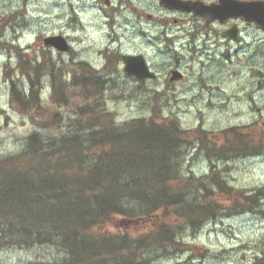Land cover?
<instances>
[{"label":"rangeland","instance_id":"obj_1","mask_svg":"<svg viewBox=\"0 0 264 264\" xmlns=\"http://www.w3.org/2000/svg\"><path fill=\"white\" fill-rule=\"evenodd\" d=\"M146 24L144 19L125 11L108 16L103 0H0V159L22 151L27 136L36 130L50 128L47 134H57L54 126L67 130L80 121L91 122L92 116L83 112L87 105L97 118L95 126L124 125L141 117L165 121L177 113L181 126L197 128V133L190 130L193 136L206 131L208 145L217 151L227 143L229 133L225 138L223 132L233 127L232 132L239 129L241 133L240 128H244L245 133L255 137L254 147L263 149L252 148L247 155L232 151L224 159H215L222 170L221 177L228 181L229 188L232 186L226 194L215 192L213 201L222 208L218 216L207 220L198 231L192 227L183 229L178 250L157 258L164 264H254L256 257H264V198L259 200L260 207L253 204L252 210L244 211L243 205L244 195L264 189V39L261 45L238 57L233 53V44V61H217L227 49L214 38H209L207 46L197 39L194 51L177 46L185 57L182 68L190 78L184 83L193 85L192 90L198 93L176 87L168 93L178 95H162L147 90L155 83L145 85L127 78L120 60L107 61L104 55L116 50V37H129L134 42L136 35H141L134 31L147 29L150 35L156 30L152 27L151 31ZM55 35L65 36L71 49L61 52L47 47L44 40ZM184 35L177 42L195 37L193 32L178 34ZM203 56L207 57L204 65L198 59ZM39 64L43 66L35 72ZM102 69H106L104 74L111 81L108 86L107 81H97L102 90L98 94L72 81L75 75H87L89 71L98 74ZM30 77L35 88L41 89L40 98L28 100L25 96L23 100L28 102H20L12 92V84L25 91L30 87ZM54 77L61 82L64 93L57 102L51 89ZM159 88L168 89L166 82ZM201 91H205L204 96H200ZM210 161L204 149L194 161L185 160L183 167L187 173L203 177L209 173ZM119 220L116 217L107 228L117 231ZM55 255L56 251L47 246L9 248L0 251V264H46Z\"/></svg>","mask_w":264,"mask_h":264},{"label":"trees","instance_id":"obj_2","mask_svg":"<svg viewBox=\"0 0 264 264\" xmlns=\"http://www.w3.org/2000/svg\"><path fill=\"white\" fill-rule=\"evenodd\" d=\"M76 77L74 82H81ZM30 79L25 91L12 84L20 102H28L25 96L38 100L39 88ZM57 81L54 77L52 88L59 98L64 93ZM86 127L57 136L33 133L22 151L0 159V250L48 246L57 253L51 264H147L138 257L168 252L181 243L183 229L198 231L218 216L215 192L228 193L232 186L216 160L232 151L247 155L260 149L245 132H234L221 151L208 145L206 134L196 144L177 119L167 124L140 118L84 132ZM199 145L198 154L206 149L213 160L203 177L183 167L185 160L196 159L189 154ZM251 192L244 195V211L260 207L264 198V189ZM113 216L151 226L111 235L102 228ZM255 264H264V257Z\"/></svg>","mask_w":264,"mask_h":264},{"label":"flooded vegetation","instance_id":"obj_3","mask_svg":"<svg viewBox=\"0 0 264 264\" xmlns=\"http://www.w3.org/2000/svg\"><path fill=\"white\" fill-rule=\"evenodd\" d=\"M150 1L147 4L145 0H103L104 6L107 7L108 16H119L125 11L126 13H131L139 20L144 19L147 23L146 27L151 31L152 27L156 28L154 32H150V35L147 34L149 33L147 29L134 31V34H141L136 35L137 41L134 42H131L129 37H126V40L116 37V50L113 53V57L119 59L120 62L124 54H142L145 57L150 68L158 76L153 80L142 79L139 81L145 85L150 82L155 83L151 88H147L149 91H159L162 81L167 82L166 86L168 89L166 90L175 89L181 83L171 79L173 72L176 70L182 71L184 75H187L182 68L183 53L178 50L177 46L186 50H193V47L195 48L198 44L197 39L201 38L204 45L207 46L209 38H214L218 45L225 46L227 49L222 52V56L230 55V58V48L233 44L236 45L233 53L238 57L240 53L243 52L246 55V52L263 43L264 31L254 23L245 21L241 17L226 21L216 19L207 26V20L204 16L210 13L211 8L214 15H220L221 10L218 6L223 2L232 0H183V2L187 3V7L195 8L190 12L171 7L169 4L164 3L163 0ZM203 7H209V9L203 10L201 9ZM108 24L112 25L110 22ZM192 26L193 28L191 29L190 27ZM231 28L235 29V31H229ZM179 32H193L195 37L192 39L188 37L187 42L180 43L177 40L185 37V35L178 36ZM134 46H137V48H134ZM163 55L167 57L162 58ZM168 55L171 56V59L168 58ZM107 58L110 59L109 56ZM205 58L207 57L201 58L202 61ZM157 60L161 64H158ZM185 79L186 77L182 81Z\"/></svg>","mask_w":264,"mask_h":264},{"label":"water","instance_id":"obj_4","mask_svg":"<svg viewBox=\"0 0 264 264\" xmlns=\"http://www.w3.org/2000/svg\"><path fill=\"white\" fill-rule=\"evenodd\" d=\"M240 13L245 15V18L249 21H255L259 26L264 29V3H251L247 7L239 8ZM46 44H52L60 50H67L68 45L66 40L62 36H55L45 40ZM130 59V57L128 58ZM131 60H126V71L130 74L137 76H142L144 67L141 64H132ZM147 69V68H146ZM152 74L146 73V76H151Z\"/></svg>","mask_w":264,"mask_h":264},{"label":"bare ground","instance_id":"obj_5","mask_svg":"<svg viewBox=\"0 0 264 264\" xmlns=\"http://www.w3.org/2000/svg\"><path fill=\"white\" fill-rule=\"evenodd\" d=\"M150 120V119H149Z\"/></svg>","mask_w":264,"mask_h":264}]
</instances>
